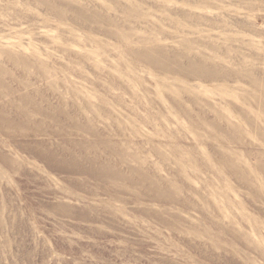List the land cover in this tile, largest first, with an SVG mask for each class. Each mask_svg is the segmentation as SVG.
Returning a JSON list of instances; mask_svg holds the SVG:
<instances>
[{
	"label": "rangeland",
	"instance_id": "374dc122",
	"mask_svg": "<svg viewBox=\"0 0 264 264\" xmlns=\"http://www.w3.org/2000/svg\"><path fill=\"white\" fill-rule=\"evenodd\" d=\"M261 95L264 0H0V264H264Z\"/></svg>",
	"mask_w": 264,
	"mask_h": 264
},
{
	"label": "bare ground",
	"instance_id": "6f19581e",
	"mask_svg": "<svg viewBox=\"0 0 264 264\" xmlns=\"http://www.w3.org/2000/svg\"><path fill=\"white\" fill-rule=\"evenodd\" d=\"M9 57H10V59H11V61L12 62H14V61H17L19 58H17V57H15V56H13L12 54H10L9 55ZM206 57V56H205ZM22 59V58H21ZM20 59V60H21ZM152 60V62L154 63V64H157V65H160V66H162V67H164V68H169V67H167V63H164V62H161V61H159V60H154V59H151ZM28 61V60H27ZM177 67L178 68H180V69H182L183 70V72H185V73H187V74H189V75H199V76H207V66H206V63L203 61V60H200V59H196V60H192V59H190V60H188L186 63H185V65H177ZM255 70V69H254ZM254 80V79H253ZM254 83L256 82L257 83V81H253ZM3 84V83H2ZM262 86V85H261ZM13 94V93H12ZM23 94V93H22ZM25 95V94H24ZM12 97V96H11ZM252 98V97H251ZM253 99H255V98H253ZM255 100H257L256 102H257V104H258V106L260 107L259 109L260 110H262L263 111V109L262 108H264V95L262 96L261 95V97H259V99H255ZM32 101V100H31ZM29 102H30V100H29ZM21 108V107H20ZM20 108H17V109H20ZM29 108V107H28ZM23 109V108H22ZM25 109V108H24ZM23 109V110H24ZM21 110V109H20ZM27 110V109H26ZM38 110H39V108H38ZM5 112V108L4 107H2V108H0V115L2 116V114ZM23 112V111H22ZM24 112H26V111H24ZM23 112V113H24ZM34 112H35V110H34ZM41 112V111H40ZM8 111H7V115H8ZM229 113V112H228ZM22 114V113H21ZM4 115H5V113H4ZM18 115H19V113H18ZM25 115V114H24ZM21 116V115H20ZM31 117V116H30ZM2 118V117H1ZM6 118H9V117H6ZM5 118V119H6ZM11 118V117H10ZM25 118H26V116H25ZM4 119V118H3ZM2 119V121L5 123V121ZM13 120V119H12ZM9 121V120H8ZM261 121L263 122L264 120L263 119H261ZM0 123H1V121H0ZM3 123V124H4ZM10 123V122H9ZM8 123V124H9ZM27 123V122H26ZM6 124V123H5ZM11 124V123H10ZM9 124V125H10ZM263 124V123H262ZM1 125V124H0ZM229 125V124H228ZM264 125V124H263ZM7 128V127H6ZM36 129V128H35ZM230 131V130H229ZM32 132V131H31ZM34 133V132H33ZM227 136V135H226ZM230 136V135H229ZM223 139V138H222ZM105 141V140H104ZM227 141V140H226ZM96 150V149H95ZM127 151V150H126ZM264 152V151H263ZM126 153V152H125ZM132 155V154H131ZM236 155V154H235ZM261 155H263V157H264V154L262 153ZM85 157V156H84ZM235 157H237V156H235ZM86 158V157H85ZM89 158V157H88ZM134 158V157H133ZM234 158V157H233ZM90 159H91V157H90ZM241 159V158H240ZM117 160V159H116ZM229 160L230 161H232V159H227L225 162L227 163V165H230V167L232 166L230 163H229ZM255 160V159H254ZM263 160H264V158H263ZM239 161H241V160H239ZM257 161V160H256ZM93 162H95V161H93ZM97 162H98V160H97ZM97 162H96V164H97ZM110 163V162H109ZM113 163V162H112ZM124 163V162H123ZM99 164V163H98ZM102 164V163H101ZM141 164V163H140ZM91 165V164H90ZM100 165V164H99ZM257 165H258V163L256 162L255 163V166H253V167H256V169L255 168H253V170L250 168H246V167H244L243 169H239L237 166H236V171H238V172H240L241 173V178L242 179H244L246 182H250L251 181V178H250V176H251V174H253L252 172L253 171H256V172H258V173H264V165L263 166H260V167H257ZM80 166V165H79ZM97 166V165H96ZM95 166V167H96ZM102 166V165H101ZM235 166V165H234ZM97 167H100V166H97ZM104 167V166H103ZM103 167H102V169H103ZM106 167H108V166H106ZM239 167H240V165H239ZM136 168V167H135ZM234 168V167H233ZM96 169H98V168H96ZM106 169V168H105ZM132 169V168H131ZM130 169V170H131ZM92 170V169H91ZM104 170V169H103ZM102 170V171H103ZM107 170V169H106ZM142 170V169H141ZM94 171V170H93ZM101 171V170H100ZM101 171V172H102ZM97 172H99V171H97ZM120 172V171H119ZM134 172V171H133ZM100 173V172H99ZM98 173V174H99ZM116 173V172H115ZM141 173H142V171H141ZM147 173V172H146ZM143 174V173H142ZM250 174V175H249ZM90 175V174H89ZM110 175V174H109ZM115 175H117V174H115ZM133 175H135V174H133ZM137 175V174H136ZM101 176V175H100ZM118 176V175H117ZM122 176V175H121ZM130 176V175H129ZM159 177V176H158ZM140 178H141V176H140ZM146 178V177H145ZM161 178V177H160ZM150 179V178H149ZM254 179H258L257 178V176H256V174L254 175ZM147 180V179H146ZM164 180V179H163ZM143 181V180H142ZM167 181V180H166ZM258 181V180H257ZM262 181V180H261ZM155 182V181H154ZM170 182V181H169ZM256 182V181H255ZM147 183V182H146ZM151 183V182H150ZM260 183V182H259ZM263 183V182H262ZM152 184V183H151ZM241 184H242V182H241ZM249 184V183H248ZM264 184V183H263ZM173 185H174V183H173ZM249 185H251V183L249 184ZM156 186V185H155ZM256 186V185H255ZM254 186V188H256ZM146 187H148V186H146ZM149 188V187H148ZM147 188V189H148ZM170 189V188H169ZM254 190V189H253ZM257 192L256 193H258L257 195L258 196H261V194H263V197H264V187L262 186V184L259 186V190H256ZM157 192V191H156ZM255 192V191H254ZM169 193V192H168ZM260 193V194H259ZM145 194H147V193H145ZM171 194V193H170ZM173 194V193H172ZM166 195V194H165ZM176 195V194H175ZM167 196V195H166ZM171 196V195H170ZM176 199V198H175ZM154 200V199H153ZM264 253V252H263ZM263 256V255H262ZM264 263V262H263ZM261 264V263H260Z\"/></svg>",
	"mask_w": 264,
	"mask_h": 264
}]
</instances>
